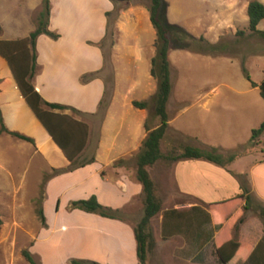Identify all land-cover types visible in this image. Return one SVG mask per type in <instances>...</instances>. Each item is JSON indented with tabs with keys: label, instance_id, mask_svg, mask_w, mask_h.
<instances>
[{
	"label": "crops",
	"instance_id": "obj_1",
	"mask_svg": "<svg viewBox=\"0 0 264 264\" xmlns=\"http://www.w3.org/2000/svg\"><path fill=\"white\" fill-rule=\"evenodd\" d=\"M42 1L0 0V40L27 39L36 27L34 13ZM179 1L164 0L165 9L170 7L168 23H183L187 32L201 37L200 28L207 19L197 25L181 22L184 20L177 15ZM115 6L111 0H51L49 28L59 37L41 34L37 38V69L32 79L36 91L45 101L79 111L50 110L43 105L44 111L57 114L78 131L71 148L73 161L37 117L8 62L0 55V114L7 129L1 130L0 123V218L4 222L3 208L7 207L17 225L31 218L37 222L35 204L40 203L45 223L37 210L41 224L30 250L39 264H73L74 259L140 264L134 228L136 218L141 219L142 185L136 177V157L148 134L146 124L151 125L146 108L134 106L133 101H145L152 93L156 31L148 6L122 9L112 24L110 47L90 45L89 41L100 43L107 37ZM243 24H249V17L243 19ZM210 35L206 37L212 43L221 39L220 33ZM84 75L93 77L83 82ZM78 122L83 125L78 126ZM9 131L30 137L34 143ZM262 158L263 154L249 160L239 171L203 159L173 161L176 190L209 205L243 193L247 182L253 197L264 204ZM93 196L102 205L119 210L123 217H104L72 206L75 201ZM162 218L164 224L165 214ZM213 226L212 244L217 253L216 238L221 227ZM255 230L258 232L256 227L253 231L246 229L245 240H239L240 246L249 251L244 264L251 261L258 246V242L253 243L258 235ZM176 233L180 230L168 232L164 238L168 241ZM204 239L199 232L194 258L210 244ZM181 242L178 255L172 254V262L188 264L186 237L181 236ZM154 247L149 251L148 264H156Z\"/></svg>",
	"mask_w": 264,
	"mask_h": 264
},
{
	"label": "rangeland",
	"instance_id": "obj_2",
	"mask_svg": "<svg viewBox=\"0 0 264 264\" xmlns=\"http://www.w3.org/2000/svg\"><path fill=\"white\" fill-rule=\"evenodd\" d=\"M192 1L180 0L177 15H180L184 20L181 22L187 25L202 24L207 19L200 28L201 37H204L207 42L217 45L219 50L215 54L195 51L205 46L206 43L194 41L200 37L196 38L194 33L189 32L193 39L188 40V43L191 44L190 48L178 46L179 44L175 40L177 35L166 23L171 20L170 7L166 6L165 12L162 9L161 20L171 32L169 61L172 91L167 104L170 121L161 142V150L163 154L167 155L173 150L176 153L180 152L184 145H191L215 149L225 156L238 154L237 159L229 163L226 168L239 171L246 167L249 160L260 158L262 156L260 149L264 146V137L260 138V144H255L251 140L252 130L259 127L264 121V98L260 94L259 87L253 86L246 77V73L249 74L251 80L257 84L264 80V38L251 32L248 25L243 24V19L248 18L247 8L252 0ZM259 1L264 3V0ZM115 5L114 15L109 20L107 37L100 43L89 41L90 45L108 49L112 42V24L116 14L122 9L129 11L133 7L139 6H148L149 8L151 0L118 1ZM41 9L42 4L34 13L35 23ZM179 26L184 28L183 23H180ZM220 26L222 29L219 32L217 29ZM259 29L264 30V20L259 24ZM219 33L221 39L217 43H212L206 37L209 34H212L210 37H216ZM157 86L158 82L155 79L152 84V93L145 100L148 102L146 111L150 128L159 124L153 99ZM123 90L121 89V91ZM172 164L173 161L161 159L149 168L156 183L157 195L162 202V210L151 221L155 245L152 255L156 264H176L175 260L172 262V254L178 255V247L182 243L181 236L186 237L189 244L185 250L188 255L186 257L188 264H223L212 244L216 228L209 219L208 204L191 196L183 195L176 190L171 169ZM245 177L244 175L240 179L243 181ZM245 183L251 191V186L247 182ZM141 203L139 212L142 218L144 213L142 199ZM39 207L40 203L36 202L35 218L37 222H33L31 218L22 226L17 225V219L12 214L10 215V210L7 207L3 208L4 222L0 224V264H30L23 255V251L31 250L40 227L41 220L37 215ZM262 209H264V204L252 195L249 209L232 221L229 218L226 219L230 228V236L238 241L245 240L242 238L246 229L248 231L251 228L253 231L256 227L258 230V232L254 231L258 235L253 241V243L258 242V246L251 261L247 264H263L264 262ZM237 210L238 208L233 211V214ZM165 213L166 226L163 224L164 219L162 218ZM241 215L243 222H239ZM132 218L135 219V217ZM138 220L136 218L137 223L140 221ZM176 230H180V233L167 238L168 241H166L165 235L168 232H176ZM199 232L201 236L204 235V240L210 241V244L200 256L194 258L196 253L194 243ZM170 241H172L171 244ZM163 244L168 245L164 246Z\"/></svg>",
	"mask_w": 264,
	"mask_h": 264
},
{
	"label": "trees",
	"instance_id": "obj_3",
	"mask_svg": "<svg viewBox=\"0 0 264 264\" xmlns=\"http://www.w3.org/2000/svg\"><path fill=\"white\" fill-rule=\"evenodd\" d=\"M118 1L128 0H113ZM164 0H151L149 7L150 19L156 31L155 48L156 54L152 60L151 75L157 80V91L154 94L155 114L159 118V124L155 128H150L146 124L148 134L143 140L140 150L136 157V177L142 185V200L144 213L140 221L135 225V236L137 240V254L140 264H148V253L154 244V234L151 227V221L162 210V202L157 195V188L154 179L152 178L149 168L154 166L159 160L166 159L169 161H177L181 159H203L212 162L216 165L226 167L239 156L238 154H230L225 156L215 149H207L184 145L181 151L176 153L172 151L167 155L162 153L161 142L166 134L169 126V113L167 104L172 91L171 83V66L169 61V52L171 49L170 29L163 23L160 17L162 9L165 12ZM51 15V0L42 1V9L36 18V29L31 32L29 37L21 41H3L0 40V55L8 62L15 79L18 82L20 91L27 102L32 107L33 111L46 127L48 132L53 137L55 143L64 151L70 161H73L74 156L71 154V148L74 145L78 131L70 126L69 122L63 121L57 114L51 111H44L43 105L49 107L50 110H65L71 109L73 112H79L76 109L59 103H51L45 101L36 91L32 79L37 69V38L41 34H46L53 39H57L59 34L49 28ZM247 15L249 17L248 28L251 32L259 34L264 38V30L258 28L261 21L264 20V3L259 0H252L248 4ZM165 16V14H164ZM166 19V18H165ZM167 21V20H166ZM167 25L171 27L176 36L178 46L190 48L191 44L188 40H193L190 34L177 24ZM199 43L205 42L206 45L195 50L204 54H215L218 52V46L206 41L204 37L194 39ZM93 75H84L82 81L90 80ZM246 77L251 81L253 86H258L260 94L264 98V80L259 84L251 80L249 74ZM133 105L145 109L148 107L147 101H133ZM1 130L7 131L3 119L0 114ZM78 126L83 124L77 123ZM12 135L34 143V140L25 135L16 132H10ZM264 134V121L259 127L252 130L251 140L255 144H260V138ZM264 161V146L261 148ZM251 193L247 187L243 186V193L222 201L210 203L208 205V216L210 221L215 226H220V234L216 238L217 254L224 264H244L249 258V251L240 246L237 239L230 236L229 224L226 219L232 221L234 218L249 209ZM245 200L244 205L241 202ZM241 205V206H240ZM73 207L81 208L88 212H94L104 217L122 218L123 215L119 210H114L110 207L102 205L95 196L87 199L75 201ZM237 210L233 214L234 210ZM38 215L42 222L45 223V216L41 208L38 209ZM166 215V213H165ZM264 216V209H262ZM239 222H243L242 215L239 217ZM2 223L0 218V224ZM165 224V222H164ZM166 226V224H165ZM23 255L30 264H39L35 261L30 250H24ZM73 264H99L96 262L85 260H72ZM264 264V263H263Z\"/></svg>",
	"mask_w": 264,
	"mask_h": 264
}]
</instances>
